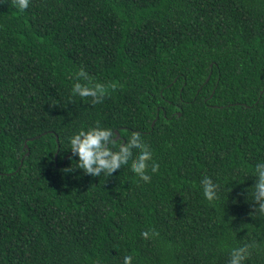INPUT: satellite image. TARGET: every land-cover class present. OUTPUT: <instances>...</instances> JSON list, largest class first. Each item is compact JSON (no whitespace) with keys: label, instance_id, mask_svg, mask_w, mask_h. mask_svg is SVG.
I'll use <instances>...</instances> for the list:
<instances>
[{"label":"trees","instance_id":"1","mask_svg":"<svg viewBox=\"0 0 264 264\" xmlns=\"http://www.w3.org/2000/svg\"><path fill=\"white\" fill-rule=\"evenodd\" d=\"M80 68L109 85L100 102L71 95ZM95 126L118 146L140 134L157 172H62L68 138ZM257 160L264 0L0 4V264H226L252 240L245 264H264V218L245 199Z\"/></svg>","mask_w":264,"mask_h":264},{"label":"clouds","instance_id":"2","mask_svg":"<svg viewBox=\"0 0 264 264\" xmlns=\"http://www.w3.org/2000/svg\"><path fill=\"white\" fill-rule=\"evenodd\" d=\"M4 3L5 0H0V4ZM29 3L30 0H12L13 6L21 12L29 7ZM76 77L78 78L71 85V95L80 98L91 97V103L94 104L100 102L109 85L99 82L90 84L89 75L83 68L77 70ZM81 80L85 82L81 83ZM114 135L111 128L101 126L81 128L73 133L68 138L69 165L63 168L62 172L73 173L79 169L82 173L92 177H97L101 173L113 177L131 165V172L135 173L140 180L148 182L150 176L146 170L150 168L151 172L155 173L159 168V164L153 160L149 146L143 142L138 133L131 137L130 143L118 146ZM134 153H137L135 158H133ZM70 161H75V166ZM249 175L253 178V182L246 189L245 195V199L251 202L252 207V211L248 215L254 219L264 218V160H257ZM226 184L224 187L228 189ZM200 186L203 197L209 203H214L220 198V183L214 181L210 176H203ZM156 235L157 233L151 229L141 233L144 239L149 240ZM256 246L257 242L252 240L231 247L228 250L226 264H245L246 259ZM132 262V256L125 255L121 264H132Z\"/></svg>","mask_w":264,"mask_h":264},{"label":"water","instance_id":"3","mask_svg":"<svg viewBox=\"0 0 264 264\" xmlns=\"http://www.w3.org/2000/svg\"><path fill=\"white\" fill-rule=\"evenodd\" d=\"M208 78H209V76H208ZM208 78H207V79H208ZM154 122H155V120L152 121L151 126H153ZM118 138H119V134L116 132V136H115L114 139L117 140ZM29 139H30V140H31V139H34V137H31V138H29ZM56 140H57V138H56ZM24 148H27L26 141H25V144H24ZM26 154H28V151L26 152ZM55 156H56V154H55Z\"/></svg>","mask_w":264,"mask_h":264}]
</instances>
